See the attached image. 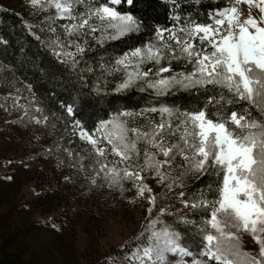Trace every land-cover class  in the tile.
<instances>
[{"label": "snow or ice", "instance_id": "obj_1", "mask_svg": "<svg viewBox=\"0 0 264 264\" xmlns=\"http://www.w3.org/2000/svg\"><path fill=\"white\" fill-rule=\"evenodd\" d=\"M29 2L41 10L54 7L55 19L71 21L63 26L66 36H91L101 45L107 40L138 34L144 28L143 21L133 12L118 10L122 0ZM126 2L134 6V0ZM194 2L199 4L200 0ZM241 2L249 9L253 5L258 7L259 20L250 11L247 18H241ZM168 3L172 7L171 26L157 25L152 39L130 48L111 65H101L107 75L123 73L114 91L141 85L140 91L151 89L157 97L173 90L219 92L207 95L203 107L191 110L181 111L166 104L139 112L123 109L101 119L92 132L76 121L74 128L79 129L81 140L89 146L88 157L93 159L91 182L95 185L101 181V186L121 193L126 190L125 183L131 182L136 198L147 201V227L120 247L125 251L136 245L130 252L125 251L126 264H169L168 253L179 257L176 264H188L186 256L192 258L191 264H264V0H228L227 6L207 14V23L184 15L182 0ZM80 7L84 10L79 11ZM50 30L55 32L54 28ZM97 32L99 37L95 36ZM53 43L60 49L53 54L70 59L75 68V57L83 56L88 40L80 44L69 39L67 46H74L76 52L66 51L65 43L59 39ZM173 61H184L185 68L191 65L192 70L174 71ZM148 64L152 67L145 68ZM242 102L247 106L229 111ZM252 107L261 118L252 115ZM67 111L71 115L72 106ZM148 113H159L160 121L149 119L146 125L130 126ZM174 120L179 121L175 127ZM177 133L179 140L170 142L169 137ZM141 143L145 145L142 163ZM109 155L119 159L110 161ZM158 155L164 159H158ZM177 157L182 163H177ZM213 173L218 178L215 188L210 183L207 191H200L199 199L186 198L189 176L199 180ZM148 177L163 186L159 193L146 183ZM213 191L215 199H207ZM164 198H178L183 207L193 210L211 209L198 228L202 239L198 254L182 246L181 234L163 223L162 217L174 213L160 207L155 219L152 217L158 201ZM178 219L184 224H195L187 216ZM243 234L250 235L259 246L257 253L243 249Z\"/></svg>", "mask_w": 264, "mask_h": 264}, {"label": "trees", "instance_id": "obj_2", "mask_svg": "<svg viewBox=\"0 0 264 264\" xmlns=\"http://www.w3.org/2000/svg\"><path fill=\"white\" fill-rule=\"evenodd\" d=\"M104 2V0H101ZM184 7L182 13L184 15H192L193 19L199 18L200 22L208 21L207 14L210 11H214L216 8H223L228 5V0H200L199 4H196L194 0H182ZM121 12L131 11L134 15H137L144 24L143 30L136 34L133 33L129 36L122 37L117 40H107L102 45L97 43L96 39H92L87 46L93 47L90 50L91 53H86L87 60L80 63V66L72 67L71 62H63L53 54L55 48L51 42L48 41L44 32L50 31L55 27H60L67 22L66 19H55L56 10L55 8H49L47 10H41L32 17H27L24 13L19 12L17 8H9L0 4V82H4L5 85L14 84L18 86L26 96L31 99H35L37 105L41 106V101L48 100L51 105H55V111H59L63 114V120L65 125L79 121L84 124L86 129L92 130L101 119H108L110 114L115 113L119 110H115L109 106L108 101L112 98L119 97L127 99L134 106V111L139 112L140 109L152 106H159L160 104H166L172 107H179L181 111L187 109L191 110L195 106L203 107V101L207 99V95H216L219 89H210L207 94L201 90L197 93L196 90L184 91V90H173L166 96L157 97L151 89L147 91H140V86L130 88L126 91L116 92L117 82L122 78L123 73L113 74L112 84L109 86L94 85L90 80V76H85L80 72L79 67L93 68L92 70L104 65H111L118 56H122L124 52L129 51L130 48L138 47L143 45L145 42L153 38L155 27L157 25L163 27L171 26L172 21L170 16L172 15V7L168 3V0H134V6L130 7L126 0H122L121 5L117 6ZM83 7L79 8V11H83ZM96 37L100 36V33H96ZM73 40L78 42H84L86 39L84 36H71L67 37L66 40ZM91 54V55H90ZM90 55V57H89ZM168 61H164L167 65ZM152 67L151 64L145 65V68ZM172 67L174 71H191V65L185 68L184 61H173ZM170 74V73H169ZM115 80V82H114ZM225 94L226 90H225ZM67 106H72L73 113L70 115L67 111ZM82 113H78L75 110L77 107ZM246 103H238L229 108V111L241 110L246 107ZM252 115L257 118H261L260 114L256 111L255 107L251 108ZM155 122L160 121L159 113L153 114ZM90 122L91 127L86 126V122ZM178 120L173 121V126L178 123ZM55 123V122H54ZM58 124V123H57ZM130 126L134 127L131 123ZM57 126H55L56 128ZM55 128H49L48 133L52 131V136L55 135ZM147 131V128L144 129ZM76 136V135H75ZM61 137V134L60 136ZM178 137V136H177ZM173 138L170 142L174 143L179 140V137ZM55 139H58L55 138ZM72 144L69 147L74 146L72 149L73 157L80 160L77 161L78 165L91 166L93 159L88 157L87 150L83 147L88 148L87 144H84L81 140L73 137ZM76 143V144H73ZM59 145V146H58ZM67 146V139L64 138L59 144L47 143L42 148H34L32 153L27 154L25 157V164H31L32 175L29 176V180L36 181L37 185H44L43 176L40 174L41 169L38 168L34 163L36 161H49L54 159L60 152L59 147ZM14 143L9 141L5 146L0 148V158L4 157L8 151L13 149ZM141 163L143 162V148L145 145L141 143ZM155 152V149H150ZM64 154V151H62ZM84 157V159H81ZM158 159L163 160L162 155H158ZM110 161L119 159L109 155ZM177 163H182L180 157H177ZM24 164V165H25ZM92 168V167H91ZM93 172V170H91ZM12 174L0 173V181H8V177ZM222 179V175L220 177ZM17 180V179H16ZM18 186L14 193L16 196L20 192V187L23 179H19ZM101 181H98L92 188L102 198L107 196L118 197L120 200L124 198H130L138 202L141 206L142 217L141 227L137 234L138 235L147 227L146 217L147 212V201L143 198H136V189L132 186L131 182L125 183V191L121 193L118 189L111 190L106 185L101 186ZM146 183L152 187L154 192L159 193L162 190V185L157 184L155 179L148 177ZM213 184L215 188L218 183V178L215 173L211 175H205L199 180H196L195 176H189L186 180L187 185V197L188 199H199V193L203 189L207 191V186ZM61 182L50 183L46 188H41L36 198L31 200H24L17 202L14 197H10L7 202V208L5 214L0 218V223L6 221V218L17 211H24L32 208L34 211H40L42 215H50V219L47 221H35L31 220L22 227V231L25 235L32 233L38 229L45 230L53 233L56 236L58 242V249L55 252L64 261L65 259L77 260V250L73 241V225L76 221L84 216L85 213L80 208L70 209L66 206L70 194L67 192L66 187L60 186ZM179 191V189H175ZM169 195H171L169 193ZM216 197L215 191L207 194V199L213 200ZM160 207H166L168 212L174 213V215H167L162 217L164 224L169 225L174 231L181 234L180 243L182 246L187 247L194 253H199L202 247L201 234L198 228L202 226L203 220L208 217L211 209H196L193 210L191 207H183L180 200L164 198L158 201L157 208L153 211L152 217L155 219L157 212ZM59 208H62L59 210ZM187 216L189 221H195V224L189 223L184 224L178 217ZM9 218V217H8ZM7 218V219H8ZM163 224L157 227H162ZM58 227L61 228V234H59ZM132 236V237H134ZM131 237V238H132ZM130 238V239H131ZM129 239V240H130ZM146 241L147 236L143 237ZM242 239V247L244 250L257 253L258 248L251 241ZM8 238L0 240V264H18L14 263L15 259L23 257L24 249L29 252L31 249L29 246L22 248H16L14 244L8 243ZM128 241V240H127ZM27 243V242H25ZM24 243V244H25ZM135 244H132L129 249L135 248ZM128 250V249H126ZM125 250V251H126ZM125 251H121L120 247L113 250V253H105L98 256L92 264H126V262L118 261L115 258L116 254H123ZM111 257V259H109ZM26 262L20 264H35L31 259V256L23 257ZM22 259V258H21ZM78 261V260H77ZM75 264H78V262ZM51 264L47 259L46 263ZM61 264H64L61 262ZM214 264V262H213Z\"/></svg>", "mask_w": 264, "mask_h": 264}, {"label": "rangeland", "instance_id": "obj_3", "mask_svg": "<svg viewBox=\"0 0 264 264\" xmlns=\"http://www.w3.org/2000/svg\"><path fill=\"white\" fill-rule=\"evenodd\" d=\"M0 4L9 8H17L19 12L24 13L29 18L41 11L38 6L32 7L29 0H0ZM238 7L241 18H247L250 11L252 16L259 20V8L255 5L249 9L246 3L241 2ZM69 23L71 21L67 20L60 27H55V32L50 30L45 33L44 29L41 30V33L45 34L46 39L51 42L56 51H60V49L53 42L59 39L65 43L66 51L76 52L74 46H67L68 40L66 38L68 36L64 32L63 26ZM84 37L88 40V43L93 39L91 36ZM79 43L83 44L82 42ZM90 50H93V47L87 46L83 56L76 55L77 66L87 60L86 53H91ZM91 54L94 55V53ZM60 59L65 60L68 58L61 56ZM68 62H71L70 59H68ZM79 68L83 75L90 76V81L94 85L109 86L112 84V78L114 79V77H111L112 75H107L101 67L94 70H92V67L85 68L81 66ZM108 103L115 110L127 109L134 111L133 104L127 99L115 97L109 100ZM51 104L48 100L43 99L41 106L37 105L36 100L31 99V97L28 98L18 86L14 84L5 85L4 82H0V148L11 140L14 143L13 149L11 148L4 157L0 158V173L12 174L7 178L8 181H0V218L2 215H6L4 211L10 197L15 196L14 199L17 202L31 200L37 197L41 188H46L50 183L61 182L60 186H65L70 194L69 201L64 207L68 206L70 209L80 208L85 213L72 226L73 241L77 250L76 257L78 261H76L78 264H92L102 254H114L113 250L121 247L125 241L139 232L142 217L141 206L130 198L120 200L112 195L102 198L96 193L92 188L91 181L94 172H91V166L82 167L77 162H80V160L74 158L73 155H69L74 148V146L69 147L72 144L71 139L76 137L81 140L79 129L74 128L75 122L65 125L63 114L57 110L55 111L54 107L56 106ZM75 110L82 113L78 106L75 107ZM134 112H137V110ZM149 119H155L152 113H148L146 117L135 119L131 124L134 127H140L146 125ZM90 124L89 121L86 122L87 127H91ZM81 125L88 131L84 124L81 123ZM55 126L57 127L55 128ZM50 127L55 128L56 137L51 135L52 131L47 134ZM95 127L89 132H92ZM60 134L61 137H59ZM177 136L179 137V133L170 136L169 141ZM57 137L58 139H55ZM64 138L67 139V146L64 148L59 147L60 152L54 159L34 163L41 169L40 174L43 176L44 185L39 186L36 181L29 180V176L32 175V166L28 163L25 164L27 154L32 153L34 148H42L48 142L59 144ZM81 141L87 144L85 141ZM83 148L84 150L88 149ZM62 151H64V154ZM16 179L25 180L17 196L14 193L18 186ZM8 217L6 221L0 223V240L8 238V243L14 244L17 246L16 248H22V251L23 247L29 246L31 250L26 252L24 249L23 257L31 256L35 264H44L46 259L51 264H61V262L75 264L74 259L70 258L64 261L55 253L59 247L53 233L42 229L33 230L32 233L27 235L23 233V225L31 220L47 221L50 219V215H42L40 211L29 208L28 210L14 212ZM57 232L61 234L60 227H58ZM242 238L257 245L248 234H243ZM257 248H259L258 245ZM126 251L130 252L131 249ZM124 256L125 252L116 254L115 258L118 261L126 262ZM23 257L19 260L14 258V263L26 262ZM167 257L169 264H176V260L179 259L174 253H168ZM191 259V257H184L188 264H191Z\"/></svg>", "mask_w": 264, "mask_h": 264}]
</instances>
